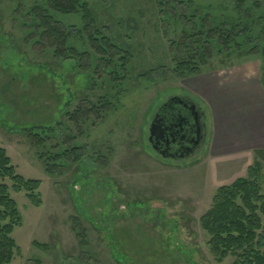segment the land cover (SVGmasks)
Masks as SVG:
<instances>
[{
    "label": "rangeland",
    "instance_id": "obj_1",
    "mask_svg": "<svg viewBox=\"0 0 264 264\" xmlns=\"http://www.w3.org/2000/svg\"><path fill=\"white\" fill-rule=\"evenodd\" d=\"M97 29L129 55L120 73ZM263 46L264 0H0V146L42 181L43 202L11 191L23 216L11 264H233L215 259L201 218L258 160L264 188V147L245 130L236 150L209 144L264 114ZM189 61L195 71L177 69ZM175 93L221 110L207 113L206 145L179 161L147 140Z\"/></svg>",
    "mask_w": 264,
    "mask_h": 264
},
{
    "label": "trees",
    "instance_id": "obj_2",
    "mask_svg": "<svg viewBox=\"0 0 264 264\" xmlns=\"http://www.w3.org/2000/svg\"><path fill=\"white\" fill-rule=\"evenodd\" d=\"M83 7L84 18L93 25L90 10L86 5ZM95 35L96 41L100 42L102 53L112 50L120 56L118 60H109L110 64L116 65V71L120 73L129 63V55L122 56L121 46L102 36L100 30L97 29ZM221 36L225 37V32ZM243 36L242 32H237L235 36L229 34L227 39L233 42ZM218 46L220 51L225 49L222 45ZM262 53L264 56V46ZM191 65L192 62L181 63L177 65V69L182 72L185 70L193 72L195 70ZM260 155L264 158V151H260ZM262 170V161L258 160L249 168L247 177H240L233 183L220 187L214 196L213 205L201 218V225L209 235L210 251L218 262L234 256L233 264H264ZM6 180L12 182L11 187ZM41 184L40 179H27L20 174L7 150L0 146V264H11L21 255V248L14 237V232L17 227L22 226L23 216L11 191L15 193L25 191L31 203L40 207L43 204L39 193Z\"/></svg>",
    "mask_w": 264,
    "mask_h": 264
},
{
    "label": "flooded vegetation",
    "instance_id": "obj_3",
    "mask_svg": "<svg viewBox=\"0 0 264 264\" xmlns=\"http://www.w3.org/2000/svg\"><path fill=\"white\" fill-rule=\"evenodd\" d=\"M176 97H180L184 103L181 104ZM154 118H157V126L154 127L155 137L150 140ZM147 140L152 150L164 159L179 161L181 155H188L183 159L197 155L208 140L207 111L204 105L186 93L169 96L154 112Z\"/></svg>",
    "mask_w": 264,
    "mask_h": 264
},
{
    "label": "crops",
    "instance_id": "obj_4",
    "mask_svg": "<svg viewBox=\"0 0 264 264\" xmlns=\"http://www.w3.org/2000/svg\"><path fill=\"white\" fill-rule=\"evenodd\" d=\"M199 84L201 86H203V87H210V85L212 83H198V85ZM191 92H193V91H191ZM193 93H195V92H193ZM197 93H195V94H197L198 96L200 95L202 98L204 97L203 100L205 98L208 99V97L205 95V92L201 91L200 93L199 92H197ZM201 102L204 105L207 113L209 112L210 116H212V118H213L215 113H214L213 109H211V108L215 107L216 105L210 107V106L206 105L202 100H201ZM212 103L214 104V102H212ZM217 103H219V101L216 102V104ZM221 103H222V100H221ZM218 109L215 107V112H218ZM230 116H232V115H230ZM234 118H236V115L234 116ZM255 118H256V121H257L256 125H254L255 127H253V128H250V127L249 128L248 127L244 128V127H242L243 129H240L238 134H236V131L233 134L230 131V127L229 128L228 127L225 128L222 131V133L220 132L219 135L217 134L218 132L217 133L214 132V134H212V138H211V141H210V144H209L211 150L214 148L213 150L215 152H218V153L219 152H227V151H231V150H236V146H238L240 144H243L244 139H245V141L248 140L249 143L252 144V145L255 143L256 147H264V114L262 113V110L259 113H257V117H255ZM233 124H235V123H233ZM244 130H245V132H249L250 131L249 133L252 136L249 135V137H247V138L245 136V138L242 139L241 137L244 136V132H243Z\"/></svg>",
    "mask_w": 264,
    "mask_h": 264
},
{
    "label": "water",
    "instance_id": "obj_5",
    "mask_svg": "<svg viewBox=\"0 0 264 264\" xmlns=\"http://www.w3.org/2000/svg\"><path fill=\"white\" fill-rule=\"evenodd\" d=\"M176 98L180 99L181 104L184 103V101L181 100L180 97H176ZM176 98H172V99H176ZM193 104H194V103H193ZM193 104H192V105H193ZM156 119H157V118H154L153 123H152V126H151L152 128L150 129V131H151V137H150V140H152L153 137H155L154 127L157 126V124H156ZM187 156H188V155H181L180 158L183 159V158H185V157H187Z\"/></svg>",
    "mask_w": 264,
    "mask_h": 264
}]
</instances>
